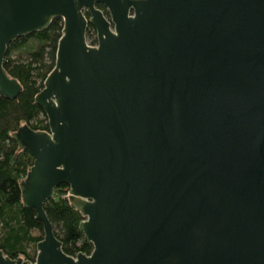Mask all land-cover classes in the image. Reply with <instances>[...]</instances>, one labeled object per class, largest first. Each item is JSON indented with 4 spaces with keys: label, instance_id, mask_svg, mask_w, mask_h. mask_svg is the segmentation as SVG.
<instances>
[{
    "label": "water",
    "instance_id": "water-1",
    "mask_svg": "<svg viewBox=\"0 0 264 264\" xmlns=\"http://www.w3.org/2000/svg\"><path fill=\"white\" fill-rule=\"evenodd\" d=\"M58 17L35 96L49 130L12 133L44 236L35 261L0 264H264V0H0V96L22 90L9 43ZM62 184L90 254L47 215Z\"/></svg>",
    "mask_w": 264,
    "mask_h": 264
},
{
    "label": "trees",
    "instance_id": "trees-1",
    "mask_svg": "<svg viewBox=\"0 0 264 264\" xmlns=\"http://www.w3.org/2000/svg\"><path fill=\"white\" fill-rule=\"evenodd\" d=\"M97 6L109 15L103 4ZM86 15L88 17L89 13ZM62 30V18H55L46 30L10 42L5 57V70L22 85L18 97L0 96V248L12 258L35 261L37 243L44 235L43 224L36 218L37 211L23 204L20 186L33 166L34 157L27 149L19 147L12 133L24 124L35 130H49L47 116L35 103V96L43 89L46 77L55 66ZM95 35V28L89 24L87 39L92 44L97 43ZM31 40L37 41L35 47L13 54ZM69 192L67 184L56 188L53 198L45 203V210L67 254H90L93 245L79 229L85 217L71 203Z\"/></svg>",
    "mask_w": 264,
    "mask_h": 264
},
{
    "label": "rangeland",
    "instance_id": "rangeland-1",
    "mask_svg": "<svg viewBox=\"0 0 264 264\" xmlns=\"http://www.w3.org/2000/svg\"><path fill=\"white\" fill-rule=\"evenodd\" d=\"M36 44H37V41H36V40H31V41L29 42V44H28L26 47L21 48V49H18V50H15V51L13 52V54L16 55V54H18V53H20V54L25 53V52H27V50H28L29 48H31V47H35ZM43 236H44V235H43Z\"/></svg>",
    "mask_w": 264,
    "mask_h": 264
},
{
    "label": "built area",
    "instance_id": "built-area-1",
    "mask_svg": "<svg viewBox=\"0 0 264 264\" xmlns=\"http://www.w3.org/2000/svg\"><path fill=\"white\" fill-rule=\"evenodd\" d=\"M95 36L97 37V33H96ZM88 43L91 44V45H96L97 44V43L96 44H92L89 40H88Z\"/></svg>",
    "mask_w": 264,
    "mask_h": 264
},
{
    "label": "flooded vegetation",
    "instance_id": "flooded-vegetation-1",
    "mask_svg": "<svg viewBox=\"0 0 264 264\" xmlns=\"http://www.w3.org/2000/svg\"><path fill=\"white\" fill-rule=\"evenodd\" d=\"M88 12V11H85V13ZM89 16V15H88Z\"/></svg>",
    "mask_w": 264,
    "mask_h": 264
}]
</instances>
